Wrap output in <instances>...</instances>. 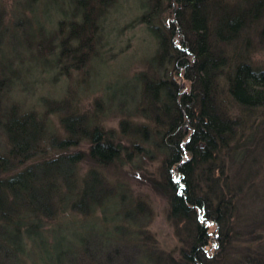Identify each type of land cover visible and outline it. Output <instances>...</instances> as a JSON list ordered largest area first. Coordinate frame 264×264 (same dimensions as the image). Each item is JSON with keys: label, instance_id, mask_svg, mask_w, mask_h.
Instances as JSON below:
<instances>
[{"label": "trees", "instance_id": "1", "mask_svg": "<svg viewBox=\"0 0 264 264\" xmlns=\"http://www.w3.org/2000/svg\"><path fill=\"white\" fill-rule=\"evenodd\" d=\"M73 4L75 18L60 22V52L52 59L58 69L64 64L65 75L70 67L83 69L88 54L97 52L105 19L116 10L113 0ZM140 6L138 22L155 39L156 51L149 60L151 72L136 75L142 91L133 88L131 104L125 107L120 100L119 105L145 122L126 117L117 135L100 122L98 109L82 113L72 101L43 100V114L23 112L9 101L0 104V264L21 257L58 216L86 218L108 199L135 205L123 214L117 231L137 216L147 220L130 188L112 183L107 174L142 169L155 154L161 159L157 176L144 173L137 182L168 202V217L176 225L183 223L178 230L186 244L182 263L264 264L262 233H244L232 223L242 182L231 179L230 184L225 173L230 163L249 169V175L264 164V144L257 153L263 141L243 128L250 120L246 116L264 110V70L253 68L247 53L236 49L242 42L241 48L249 50L250 37L241 36L249 22L264 16V0H145ZM2 23L0 12V96L9 93L18 71L10 63L13 55L2 54L3 42L11 38ZM230 45L232 54H227L224 46ZM52 50L47 44L37 52L46 66ZM227 103L236 106L233 115ZM50 112L58 114L62 132L49 125ZM246 235L249 245L239 246Z\"/></svg>", "mask_w": 264, "mask_h": 264}, {"label": "rangeland", "instance_id": "2", "mask_svg": "<svg viewBox=\"0 0 264 264\" xmlns=\"http://www.w3.org/2000/svg\"><path fill=\"white\" fill-rule=\"evenodd\" d=\"M73 1L0 0L2 26L7 27L11 35L10 39L6 37L9 43L6 45L4 41L2 44V54L7 52L13 55L14 59L10 63L13 70H18L9 93L6 91L0 96V104L4 106L9 101L23 112L33 110L43 114L47 108L43 106V100L72 101L82 113H93L94 109H98L100 122L120 135L119 123L122 119L133 116L135 120L146 121L133 111L121 110L119 105L122 100L125 107H128L132 102L134 89L137 93L142 91L136 75L151 72L149 60L155 54L156 41L144 25L138 22L143 11L140 5L145 0H113L116 10L113 9L112 15L105 19L103 43L97 46L96 53L88 52L90 60L86 61L83 69L70 67L68 75H65L66 73L61 72L64 64L58 69L53 65L52 59L60 52L58 46L62 39L57 34L60 22L75 18L71 14L74 13ZM220 1L236 3L243 0ZM166 16L167 14L164 18ZM249 23L247 25L250 28L244 30L241 40L249 36L250 48L242 49L241 42L236 49L247 53L248 62L253 68L264 70V16L255 23ZM23 33L24 42L20 44ZM47 44L53 45L54 50L53 53H46L49 58L46 66V60H42L37 52ZM224 49L227 54H232L231 45L224 46ZM93 55L97 59L94 57L92 60ZM71 57L73 56L69 59ZM244 61L247 62V58ZM69 62L70 60L66 61ZM127 84L130 85L128 88ZM134 93V100L137 102L138 95ZM126 97H131V100ZM231 105L229 112L233 115L236 106ZM237 110L240 111L238 108ZM50 113L49 125L54 131L62 132L58 114ZM246 117L250 119L248 125L252 127L247 125L243 128L247 127L248 134L254 133L263 141L257 146V153H260L264 144V110ZM262 157L264 161V153ZM152 159L148 161L151 162L149 165L142 164L143 170L136 167L135 171L133 167H127V174L120 170L107 174L112 183L118 181L130 188L136 199L132 201L142 203V211L147 220L137 216L136 222L127 224L123 231H117L115 228L123 221V214L135 205L119 198L108 199L103 201L104 204L96 214H90L86 218H81L76 213L62 218L58 216L51 227L43 230L39 236L36 235L28 243L25 253L11 264H168L167 261L169 264H183L182 247H186V244L182 241L183 236L180 237L178 233L181 232L178 230L184 226L183 223L176 225L168 217V202L147 185L138 183L144 173L157 176L161 159L156 154ZM253 169L249 175V169L238 164L230 163L225 167L230 184L231 179L235 183L242 182L241 196L238 197L241 200L238 202L239 208L233 213L232 223L237 224L244 233L251 230L261 232L264 238V228L260 226L264 223V164ZM83 170L86 171L87 166ZM138 219L140 221L137 222ZM210 230L213 231L214 226ZM255 231L250 236H254ZM248 237L243 236L237 244L243 247L249 245ZM208 252L209 257H212L214 251L209 249Z\"/></svg>", "mask_w": 264, "mask_h": 264}]
</instances>
